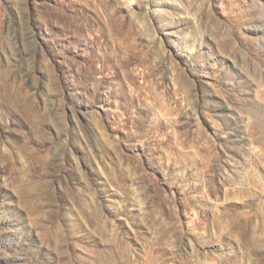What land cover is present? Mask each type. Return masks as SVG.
<instances>
[{"label": "rangeland", "instance_id": "obj_1", "mask_svg": "<svg viewBox=\"0 0 264 264\" xmlns=\"http://www.w3.org/2000/svg\"><path fill=\"white\" fill-rule=\"evenodd\" d=\"M0 264H264V0H0Z\"/></svg>", "mask_w": 264, "mask_h": 264}, {"label": "bare ground", "instance_id": "obj_2", "mask_svg": "<svg viewBox=\"0 0 264 264\" xmlns=\"http://www.w3.org/2000/svg\"><path fill=\"white\" fill-rule=\"evenodd\" d=\"M133 0H129V2H132ZM130 4V3H129ZM148 5H150V3H147ZM162 4H160V2H157V3H154L153 5H151V6H155L156 7V9L155 10H159V7L161 6ZM150 6V7H151ZM104 34V33H103ZM108 38V37H107ZM111 39V38H110ZM111 47V46H110ZM117 49V48H116ZM108 50H109V48H108ZM112 50V49H111ZM113 51H115V50H113ZM112 52V51H111ZM111 54V53H110ZM112 56V55H111ZM118 56V55H117ZM111 58L107 55L106 57H105V62H108V63H110V62H112L111 60H110ZM114 59V58H113ZM112 64V63H111ZM111 64H109V65H107L106 67H109L110 68V65ZM234 66H236L235 65V62H234ZM117 68V67H116ZM4 87V86H3ZM4 90H5V95L7 96V102L8 103H10V104H12L13 106L14 105H16V101H15V96L10 92V90L9 89H7L6 87H4ZM162 120L163 119H159V117L158 116H156L153 120H152V123L154 124V126H158L159 124H161L162 123Z\"/></svg>", "mask_w": 264, "mask_h": 264}]
</instances>
